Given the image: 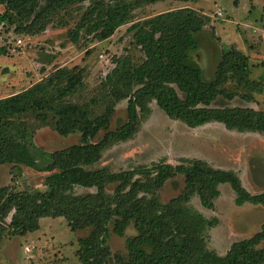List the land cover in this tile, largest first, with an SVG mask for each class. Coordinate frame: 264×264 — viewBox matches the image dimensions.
<instances>
[{
	"label": "trees",
	"instance_id": "trees-1",
	"mask_svg": "<svg viewBox=\"0 0 264 264\" xmlns=\"http://www.w3.org/2000/svg\"><path fill=\"white\" fill-rule=\"evenodd\" d=\"M85 1L0 0L4 6L0 24L18 23L26 32L38 33L52 24L56 12ZM157 1L91 0L75 28L69 30V38L76 42L84 28L94 33L97 40H104L130 21L135 7ZM207 19L194 8L182 6L132 23L128 30L133 32V42L144 58L138 64L128 56L117 59L116 66L106 75L110 99L103 112L94 117L78 103L62 101L52 105L49 99L34 97L66 74L61 68L30 89L0 98V165L11 164L20 171L22 166L49 171L44 177V190L16 191L9 185L0 186V222H5L12 212L10 234L37 230L42 217H64L73 232L90 229L88 234L75 237L82 264H264V224L252 235L233 242L224 254H218L207 245V230L218 224V218H207L189 204L197 195L205 208L214 209L219 185L228 183L236 205L246 202L264 206V189L249 191L235 171L215 168L199 158H185L177 164L152 162L119 171L107 166L91 168L103 150L133 137L140 123L138 111L148 115L153 100L167 116L189 127L218 122L227 129L264 134V110L212 106L219 96L228 100L238 96L224 85L247 68L248 58L232 44L221 53L214 77L205 79L192 51L199 46L196 33L203 30ZM3 51L1 47L0 54ZM68 81L59 97L70 94L73 78ZM240 97L245 101L253 98L248 93ZM123 99H127V119L109 129L115 104ZM44 108L53 110V126L59 135L78 132L80 139L46 153L47 159L40 163L33 152V133L25 122L15 118ZM40 116L43 122L47 120L46 112ZM101 130H105L103 136L93 141ZM178 174L184 177L182 191L162 201L161 188ZM111 184L115 186L108 191ZM75 186L94 191L76 194ZM130 226L134 232L125 238L126 251L112 253L108 244L110 232L122 237Z\"/></svg>",
	"mask_w": 264,
	"mask_h": 264
},
{
	"label": "rangeland",
	"instance_id": "rangeland-1",
	"mask_svg": "<svg viewBox=\"0 0 264 264\" xmlns=\"http://www.w3.org/2000/svg\"><path fill=\"white\" fill-rule=\"evenodd\" d=\"M90 2L87 0L59 10L52 16V24L38 33H28L18 23L0 24V48L5 49L0 54V98L30 89L61 68L66 74L53 86L35 93L34 97L49 99L52 105L62 101L78 103L87 109L90 117H94L103 112L110 99L106 75L116 66L117 59L128 56L138 64L144 58L128 27L160 12L189 6L208 18L203 30L196 33L199 46L192 51L205 79L214 77L221 53L232 44L248 58L247 68L224 85L238 96L231 100L219 96L212 106H248L264 110V0H159L143 3L133 9L130 21L119 26L110 37L97 40L94 33L83 28L77 41L72 42L69 30L75 28ZM3 10L4 6L0 4V13ZM69 77L73 78L71 92L59 97L60 92L68 87ZM242 93L252 95V100H243ZM126 104L127 99L116 102L109 129L126 121ZM149 106L150 113L146 116L138 111L140 123L133 137L103 150L101 158L91 168L107 166L119 171L152 162L177 164L185 158H199L215 168L235 171L244 187L253 193L264 189V134L227 129L218 122L189 127L167 116L154 100ZM44 112L47 113L45 122L40 116ZM15 120L25 122L33 133V152L40 163L47 159L46 153L80 139L78 132L59 135L53 126V110L48 108L21 114ZM104 133L105 130H101L93 141L99 140ZM48 173L27 166H22L20 171L11 164H2L0 186L9 185L16 191L44 190V177ZM114 186L108 185L107 190L112 191ZM183 187L182 174L168 179L160 190L161 200L168 201ZM219 189L214 209L205 208L197 195L189 204L207 218H218V224L207 230V245L218 254H224L233 242L260 230L264 224V206L246 202L236 205L234 191L228 183H221ZM73 191L83 194L94 191V188L75 186ZM11 213L5 222H0V264H82L77 255L79 245L75 237L88 234L89 228L73 232L64 217H42L37 230L13 235L8 224ZM109 227L112 228V221ZM133 232L132 226L122 237L111 231L108 244L112 253L125 252V238Z\"/></svg>",
	"mask_w": 264,
	"mask_h": 264
}]
</instances>
